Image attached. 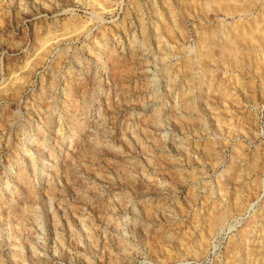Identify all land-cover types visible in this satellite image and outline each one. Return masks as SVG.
I'll return each instance as SVG.
<instances>
[{
	"label": "rangeland",
	"instance_id": "obj_1",
	"mask_svg": "<svg viewBox=\"0 0 264 264\" xmlns=\"http://www.w3.org/2000/svg\"><path fill=\"white\" fill-rule=\"evenodd\" d=\"M263 216L264 0H0V264H264Z\"/></svg>",
	"mask_w": 264,
	"mask_h": 264
},
{
	"label": "bare ground",
	"instance_id": "obj_2",
	"mask_svg": "<svg viewBox=\"0 0 264 264\" xmlns=\"http://www.w3.org/2000/svg\"><path fill=\"white\" fill-rule=\"evenodd\" d=\"M227 7H228V6H227ZM231 7H232V6H231ZM232 8H233V7H232ZM253 26H254V25H253ZM253 32H254V31H253ZM253 34H255V33H253ZM253 34H252V35H253ZM256 34H257V33H256ZM256 34H255V35H256ZM257 35H258V34H257ZM249 37H250V36H249ZM259 38H260V36H259ZM257 40H258V39H257ZM247 41H248V40H247ZM258 41H259V40H258ZM263 218H264V216H263ZM247 233H248V232H247ZM262 235H263V234H262ZM244 236H245V237H244L243 239H245L244 241L246 242V237H248V236H246V235H244ZM263 241H264V240H263ZM260 250H262V249H260ZM263 250H264V249H263ZM263 250H262V251H263ZM255 253H256V252H255ZM262 253H263V252H260L259 255L262 254ZM252 254H253V253H252ZM256 254H258V253H256ZM257 257H258V256H257ZM255 258H256V257H255ZM256 261H257V260H256ZM249 262H250V264H252L253 261H252V262L249 261ZM253 263H255V262H253Z\"/></svg>",
	"mask_w": 264,
	"mask_h": 264
}]
</instances>
